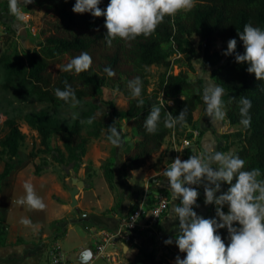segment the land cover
I'll return each instance as SVG.
<instances>
[{"label": "trees", "instance_id": "trees-1", "mask_svg": "<svg viewBox=\"0 0 264 264\" xmlns=\"http://www.w3.org/2000/svg\"><path fill=\"white\" fill-rule=\"evenodd\" d=\"M75 2L62 0L61 4L43 5L45 15L54 18L47 22L48 29L42 34L43 41L24 54L14 50L0 55V77L3 78L1 90L13 96L17 104L34 101L47 106L22 118L28 129L38 134L43 153L50 155L59 165L78 168L86 155L90 139L96 140L103 136L113 146L123 145L124 136L120 133L119 123L129 119L137 138L123 151L126 157L123 170L134 171L143 168L153 155L159 153L168 138L174 136L176 141L190 139L188 129L193 126L195 112L203 104V81L200 78L191 80L183 73L176 76L164 73L159 79L158 89L149 92L148 68H167L171 57L180 56L194 72L192 61L200 53L201 66L210 69V78L225 90L222 99L227 121L231 126L244 127L224 137L223 151L228 149L231 139L232 145L236 147L234 155L246 161L245 170L259 168L264 173V81H257L254 74H249L247 64H237L234 55H223L227 50V42L233 38L237 40V51L243 54V43L237 32H242L249 22L264 29V0H196V7L191 12H182L174 20L166 17L151 36H141L131 42L117 38L111 46L105 37V18H95L90 13H73ZM108 3L109 0H102L99 6L106 9ZM0 13H9L8 1L0 2ZM193 37L198 38L197 45ZM218 44L220 51L215 50ZM82 53H87L92 59L89 71L80 74L74 71L51 73L55 64H60L65 58L71 60ZM223 59L225 62L217 65ZM107 68H111L114 75L109 76L105 71ZM136 77L143 82V106H138L128 87V82ZM65 82L72 87L80 102L74 109L80 115L69 125H64L55 115L58 110L73 109L70 103H65L55 95L56 89L65 88ZM108 87L115 88L123 95L127 100V108L119 110L109 101L106 103L109 118L100 121L95 114L101 107L90 99ZM241 97L248 98L252 105L248 127L240 123ZM153 105L161 107V122L154 135L147 133L144 128V121ZM183 109H186L185 123L177 125L175 129L166 128L163 123L165 111L175 117ZM89 117H95L91 124L93 130L85 137L81 120ZM3 126L7 132L0 139V161L3 162L0 184L12 172L11 162L18 156L25 140L16 119L5 120ZM109 126H114L119 135L118 145L108 139L111 135ZM52 137L60 139L64 151L50 146ZM42 166H47V163L43 162ZM42 172V167L35 164L34 175L39 177ZM103 174L111 184L114 176L109 164L103 167ZM224 185L227 190L228 185ZM223 210L225 213L228 211L226 207ZM215 216V205H212L207 218ZM218 234L227 244V230L221 229ZM170 238L175 243V235ZM181 255L184 257L186 254ZM142 258L147 264H166L168 261L167 257L157 260L154 252L142 253Z\"/></svg>", "mask_w": 264, "mask_h": 264}, {"label": "clouds", "instance_id": "clouds-1", "mask_svg": "<svg viewBox=\"0 0 264 264\" xmlns=\"http://www.w3.org/2000/svg\"><path fill=\"white\" fill-rule=\"evenodd\" d=\"M101 2L76 0L72 11L80 15L90 13L95 18L103 16L109 46L117 38L125 42L141 36L147 38L166 17L174 20L178 14L191 12L196 7V0H109L106 9L99 6ZM31 3L33 0H8L9 12L17 19H23L22 8ZM237 35L243 43V54L237 51V40L233 38L227 42V50L223 55H234L237 64H247V72L254 74L257 81H264V29L249 22ZM91 65V57L82 53L72 58L63 70L80 74L89 71ZM105 71L109 76L114 75L111 68ZM128 87L138 106H143L141 79L136 77L130 80ZM224 94V88L217 85L209 84L203 89L206 115L212 125L226 118L222 99ZM55 95L65 103H70L73 109L80 103L67 82L63 90H55ZM167 103L171 104V101ZM239 103L240 123L248 127L251 123V101L241 97ZM71 117L77 119L78 113L72 112ZM185 118L186 109L175 117L165 111L163 123L166 128L175 129L177 125L185 123ZM94 119L89 117L81 120V123L91 125ZM160 122L161 107L153 105L144 121L146 132L156 134ZM108 130L111 133L108 139L118 145L119 135L115 127L109 126ZM204 153L189 155L186 160L177 156L161 173L166 178L162 187L172 193L173 201L179 200V204L173 203L167 215L169 220L178 221L175 245L180 253L186 254L183 259L178 255L175 264H264V173L259 168L245 170L246 161L239 155L216 151L211 145L204 149ZM224 184L228 185L227 191L222 190ZM201 187L204 204L215 205V218H204L194 210L199 207L198 189ZM24 188L26 196L18 203L26 204L30 210H44L46 206L36 195L33 186L25 183ZM225 206L228 208L227 213L223 210ZM20 223L38 228L27 218H22ZM221 229L227 230V244L218 234ZM164 243L171 245L173 239L169 238Z\"/></svg>", "mask_w": 264, "mask_h": 264}, {"label": "rangeland", "instance_id": "rangeland-1", "mask_svg": "<svg viewBox=\"0 0 264 264\" xmlns=\"http://www.w3.org/2000/svg\"><path fill=\"white\" fill-rule=\"evenodd\" d=\"M6 1L8 0H0L1 3ZM49 3L61 4L62 0H33V3L24 5L25 8H22L23 19H17L10 12L0 13V55L4 53H12L14 50L24 54L27 51H31L38 43L43 41V33L48 29L47 22L54 19L53 16H46L45 11L42 9L43 5ZM193 40L197 45L199 42L198 38L193 37ZM215 50L220 51L219 44ZM200 59L201 55L199 53L193 60L197 62L192 61L194 72L187 67L186 63L180 56L171 57L169 60L170 64L167 68L162 66H152L148 68V91L150 92L158 89L159 79L164 73L167 75L172 74L174 76L183 73L191 80L200 78L203 81L204 88L209 84L217 85L209 76H206V73L210 72V69L202 67ZM69 62L70 59L65 58L60 64H55L51 68V73L56 74L62 71L64 72L63 68ZM224 62L223 59L218 62L217 65H221ZM2 83L3 78L0 77V85ZM90 101L101 107V110L95 114L96 118L100 121H105L109 118L106 107V103L109 101H111L119 110L127 108V100L112 87L102 89L100 93L90 99ZM46 107V105L38 104L34 101L17 104L13 96L3 92L0 88V139L3 138L7 132L3 123L9 118L16 119L19 123L21 133L25 135V140L19 149L18 156L13 158L11 162L13 166L12 172L0 184L5 197H8V194L10 193L12 194L14 189H16L15 187L19 186V188L13 193L12 200H7L6 207L0 205V221L2 220V226L0 228L5 235H8V237L10 236V238L11 233H15V237H18L17 233H27L26 236H28V239H31V242L37 241L40 237L41 239L49 241L51 237L54 236L55 239L57 235V242L61 249L71 260H74L76 254L80 252V249H87V247L92 248L94 239H92L91 234L86 230L89 223L84 222L88 218L86 211L89 209L83 206L84 210H82L80 203L74 208L70 207L69 192L73 189L71 180L77 178L79 181L83 182V188L79 189V192L76 195L77 201L83 202V200H85L84 195L86 194V182H88L90 178H92L90 183L94 181L93 179H99L101 175L99 173L103 171V167L107 164H112L111 166H113V161L115 163L114 171H123L122 161L124 158L126 159V157L121 153V148L119 146L111 145L103 139V136H101L96 140L90 139L87 146L86 156L83 158L82 164L78 168L73 167L72 165H59L55 163L50 155L43 153L44 149L40 145L38 134L28 129L22 121L24 115L38 112ZM72 112L78 113V116L80 115V113L74 109L58 110L55 115L64 125H69L74 121L71 117ZM123 125L124 124H122V126ZM122 128L126 130L128 127L124 126ZM241 129H244V127ZM92 130L93 128H91V125L85 123L82 134L87 137L89 134L88 132H91ZM180 140L181 139L176 141L177 145ZM50 146L64 151L62 143L58 137L51 138ZM111 152H113V154H111ZM104 153L109 155L106 156ZM167 159V161H171L169 159L173 158L169 155V158L167 157ZM149 161L159 164L156 156L155 158L152 156ZM43 162L47 163V166H42ZM35 164L40 165L43 169V172L39 177L34 175ZM2 170L3 162L0 161V174ZM25 183H30L34 188L36 195L43 200L46 206L44 210H30L26 204L21 205L18 203L22 197L26 196L24 188ZM89 196L91 197V194H89ZM148 197H150L147 198L148 202L149 200L152 201L154 199L153 194L148 193ZM10 201L13 205V213L10 215V221L15 225V232H12L9 225L5 223ZM4 210L5 212H3ZM110 213L111 212L108 210H105L103 213L97 212V214L101 216ZM22 218L30 219L33 224L38 225V228L33 229L30 226L23 227L24 225L20 223ZM21 226L26 228L24 232H22L21 229L23 228ZM28 227L32 230L29 231V229H27ZM93 231L97 232L96 230ZM17 242L23 243L24 241L21 238H18ZM178 255L181 259L184 258L174 242L169 246L167 251H164L161 247L156 250V259L159 260L162 257H167L168 261H166V264H175V258ZM119 256L121 259L122 254L120 252ZM124 260L126 261V264H147L139 254L134 257H126ZM124 260L121 259L123 263ZM94 264L107 263L105 260H98Z\"/></svg>", "mask_w": 264, "mask_h": 264}, {"label": "crops", "instance_id": "crops-1", "mask_svg": "<svg viewBox=\"0 0 264 264\" xmlns=\"http://www.w3.org/2000/svg\"><path fill=\"white\" fill-rule=\"evenodd\" d=\"M208 73L210 74V72ZM206 76H208L207 73ZM122 124L124 125L122 126ZM119 126H121L120 133L124 136L123 145L119 147L121 148V153L124 155L123 151L125 148L129 145H132L136 141L137 136L132 130L131 120H122L119 123ZM124 126H127L128 128L124 130L122 128ZM241 128L242 127L231 126L226 118L223 121H219L215 125H212L210 123V119L206 115V105L203 101V104L195 112L193 126L188 129H198L200 132V137L194 143V148L192 147L191 149L184 151V153L179 156L174 150L173 141L171 138H168L160 149L159 153L153 155V158H155V156L157 157L159 164L152 163V161L150 162L148 160L146 165L139 170H126L125 172L124 170H120L117 172L114 171L115 163L113 161V166H111L112 164H109L114 176L113 182L111 184L105 180L103 171L99 173L101 174L100 178L97 180L93 179L94 181L92 183H90L92 180V178H90L88 182H86V194L84 195L85 200H83V202L77 201V204H81L82 210H84L83 206L89 209L86 211L88 218L84 222L89 223L86 230L89 234H91L92 239H94L92 248L94 247V243L97 240L95 233L99 231H117L121 221L123 219H127L129 215H131L137 209L142 208L147 212L148 208L154 205L156 197L159 193H164L169 197H172V193L169 192L166 187H162L166 178L161 174L163 169L166 168L172 162V160H174L177 156H179L182 160H186L188 159L189 155L194 154L195 151H201L202 154H205L204 149L209 145H211L216 151L224 153L230 152L234 154L236 147L232 145L231 139L228 141V149L223 151V147L225 146L224 137L236 131L242 130ZM104 154L106 156L109 155L107 153ZM111 154H113V152H111ZM169 155L171 158H173L169 159L171 161H167V157L169 158ZM124 164L125 158L122 161V169ZM15 188L16 189H14L12 194L10 193L8 194V197H5L2 192V186H0V205L6 207L7 200H12V195L17 190V188H19V186H16ZM222 190L227 191L225 185H222ZM148 193L153 194L154 196V199L152 201L149 200V202L147 201V198H150L148 197ZM89 194H91L92 198L89 196ZM217 195H219V193ZM203 199H205V197L203 188L201 187L200 200L198 203L199 207L195 208L194 210L198 215L207 218V212L212 205H205ZM172 205L173 203L169 206L167 212L163 215L160 221L155 225L150 224L146 218L141 219L139 221V227L136 228L130 235L131 239L128 243H124L121 240L117 242L116 249L118 253L120 252L124 258L134 257L138 254L142 258V253L154 252L156 256V250L160 247L163 248L164 251H167L170 245H166L164 241L169 239L171 236L176 235V228L178 226V221L173 222L167 218ZM12 206L13 205L10 201L9 208L7 207L8 210L5 223L9 225V228L12 229V232H15V225H13V223L10 221V215L13 213ZM225 207L227 208V206ZM105 210H108L111 213L102 216L97 214V212L103 213ZM3 212H5V210ZM1 226L2 220L0 221V227ZM25 229L26 228L21 229L22 232H24ZM27 229H29V227ZM31 230L32 229H29V231ZM93 230H96L97 232H94ZM14 234L15 233H11L10 238V236H6L0 228V264H50L48 251H50L55 243L59 245L57 242L58 238H56L57 235L55 239L53 236L49 241L41 239L40 237L37 239V241L31 242V239H28V236H26L27 233H17L18 237H15ZM18 238H21L24 242L18 243ZM49 245L52 246L50 247ZM92 248L87 247V249H80V252L76 254L74 260H79V258L89 259L92 255ZM61 251L66 255L62 249ZM122 257L121 259L124 260ZM124 263L126 264L125 260Z\"/></svg>", "mask_w": 264, "mask_h": 264}, {"label": "built area", "instance_id": "built-area-1", "mask_svg": "<svg viewBox=\"0 0 264 264\" xmlns=\"http://www.w3.org/2000/svg\"><path fill=\"white\" fill-rule=\"evenodd\" d=\"M187 134L190 135V139H181L177 145L174 136L171 137L173 141L174 150L177 155L183 154L194 148V143L200 137L198 129L188 130ZM194 154L203 155L201 151H195ZM200 189L199 198L200 199ZM179 204V200L173 201L172 197L167 194L159 193L156 197L154 205L150 206L146 210L140 208L134 211L127 219H123L117 229V231H99L95 233L96 242L92 250V255L89 259L79 258V260H71L60 249L59 245L55 243L49 251L50 264H94L96 261L105 260L107 264H124L119 258V253L116 249V244L119 240L124 243L130 241V235L133 231L139 227V221L146 218L150 224H156L160 221L163 215L167 212L169 206L172 204Z\"/></svg>", "mask_w": 264, "mask_h": 264}, {"label": "water", "instance_id": "water-1", "mask_svg": "<svg viewBox=\"0 0 264 264\" xmlns=\"http://www.w3.org/2000/svg\"><path fill=\"white\" fill-rule=\"evenodd\" d=\"M71 181H72L71 183L73 184V189L69 192L70 207L74 208L77 205L76 195L78 194L79 189L83 188L84 184L82 181H79L77 178H73Z\"/></svg>", "mask_w": 264, "mask_h": 264}]
</instances>
